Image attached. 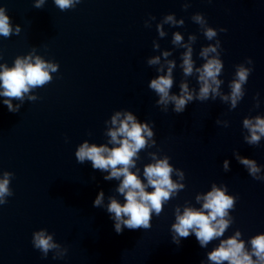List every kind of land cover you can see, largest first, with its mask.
Listing matches in <instances>:
<instances>
[{
	"label": "water",
	"instance_id": "1",
	"mask_svg": "<svg viewBox=\"0 0 264 264\" xmlns=\"http://www.w3.org/2000/svg\"><path fill=\"white\" fill-rule=\"evenodd\" d=\"M34 4L0 0L14 32L0 36V64L13 67L15 58L29 55L58 64L50 83L32 89L23 101L12 100L19 111L9 112L6 98L0 96V178L5 171L13 173V195L0 205V264H212L208 253L237 230L250 250L251 237L264 233V180L249 175L237 157L254 160L264 176V136L259 145H249L245 137L250 133L243 127L244 119L264 118V0H81L65 11L54 0H45L39 9ZM197 13L217 30L213 41L193 21ZM166 15L183 20V25L163 23ZM157 24L163 27V37ZM177 32L182 44L172 42ZM190 36L195 40L189 41ZM216 40L224 64L218 77L222 95H230L236 65L252 68L237 107L231 109L230 101L220 96L194 99L180 114L173 111V103L166 110L158 105L159 96L148 85L167 74V61L176 65L170 95H180L181 83L198 94L195 69L206 62L199 53ZM185 44L193 49L192 76H184L181 67ZM164 52L170 55L165 58ZM154 57L160 64L149 65ZM117 111L131 112L154 133L155 145L149 140L131 171L138 169L147 183L143 168L154 162L149 153H156L158 159L169 157L174 169L185 174L180 181L173 173V180L185 187L159 216L153 213L150 228H124L120 234L107 211L110 198L124 203L117 192L120 180H105L108 172L93 169L90 161L80 164L75 157L85 141L113 146L105 133L113 127L110 120ZM213 184L226 186V194L237 198L229 211L231 226L205 247L194 234L174 240L175 209L181 214L184 207L199 209L202 201L197 203L196 196L211 191ZM100 192L103 205L94 207ZM41 229L53 234L61 249L67 248L63 258L53 259L55 252L44 258L33 247V233Z\"/></svg>",
	"mask_w": 264,
	"mask_h": 264
},
{
	"label": "clouds",
	"instance_id": "2",
	"mask_svg": "<svg viewBox=\"0 0 264 264\" xmlns=\"http://www.w3.org/2000/svg\"><path fill=\"white\" fill-rule=\"evenodd\" d=\"M81 0H54V4L61 11L74 8ZM45 0H35L34 7L42 8ZM184 10L189 7L188 3L184 4ZM154 20L155 17H150ZM193 21L203 28V35L208 41H213L217 37V30L207 26L204 16L197 13L192 17ZM163 23L172 26L183 25L184 21H176L173 15H166ZM148 27V23L145 22ZM157 32L161 37L165 35L161 24L156 26ZM20 31L16 27L15 34ZM227 29L220 28L219 32H226ZM13 25L10 17L6 14V9L0 7V36L5 38L13 34ZM195 37L190 36L189 41H194ZM183 37L179 32L174 33L173 44H182ZM158 47V45H154ZM187 49L182 56V69L184 76H192L194 72L193 49L189 44L182 45ZM221 48L220 40L215 44H209L204 47L199 56L206 61L202 67L196 68L198 74L197 83L200 85L198 94L189 90L187 83H181L180 95H170L173 87L172 70L176 66L174 61H167V74L159 75L152 79L148 87L154 90L159 96L158 105L166 106L169 103L174 104L173 111L177 114L183 113L186 106L194 99L201 102L207 101L210 97L215 99L216 96L229 102L231 109H235L239 101L245 95L244 85L247 83L252 68L236 65L234 78L229 83L231 89L230 95H222L220 86L222 81L218 79L221 76L224 64L220 58ZM210 54H213L210 56ZM169 52H164L163 56L167 58ZM246 62L251 65L253 61L248 58ZM149 65L160 64V58L154 57L148 60ZM58 71V64L48 63L39 56L32 55L26 57H17L14 66L9 67L7 64H0V96L5 97L3 103L7 106L9 112L19 111L20 105H13L12 100L23 101L26 94L32 89L43 87L53 79L50 73ZM158 71H163V68ZM30 100L35 101L37 97L29 96ZM256 106H259L257 99ZM123 117V118H122ZM106 124L108 121L105 122ZM110 123L113 127L106 131V136L110 137L107 144L97 145L89 144L87 141L80 144L75 151V157L78 163L83 164L90 161L92 168L108 172L105 180H120L117 192L123 196L124 203L118 202L115 198H110L107 205L108 213L112 214L115 221V231L117 234L122 233L124 228L129 230L148 229L151 227L153 213L159 216L163 211V206L179 191L183 190L185 185L174 181L173 173L179 177L180 181L185 179V174L169 163V157L157 158L156 153H149L152 163L143 168L144 181L136 172L130 169L136 168V161L139 159L141 150L149 147V140L154 135L152 128L148 123H139L137 118L131 112H115L111 116ZM227 127V125H225ZM243 127L250 133L245 137L249 145H259L261 137L264 136V118L256 116L252 119H244ZM152 145L155 141L152 140ZM239 162L248 169L249 175L254 179L264 180V176L259 175L261 169L256 162L251 159L237 157ZM224 168L228 170V162H224ZM13 173L3 172V178H0V205L7 203V197L13 195L10 188V182ZM122 178V179H121ZM151 188L152 191L146 189ZM226 186L221 188L215 184L212 190L205 195H197L196 201L202 205L199 209L194 207H184L181 214L179 207L175 209V223L172 224L171 230L176 237L188 238L194 234L201 247L207 246L214 239L224 236L225 231L233 223V218L229 216V211L235 208L236 197L226 194ZM104 194L100 192L93 202L94 207L103 205ZM242 233L237 230L234 235L227 239H221L219 246L208 253L207 259L212 264H264V233L251 237L249 244L250 250L246 248L245 241L241 239ZM32 244L38 249L43 257L46 258L49 252H55L53 259L63 258L67 254V248L61 249V246L54 242L53 234H49L46 229H41L33 233ZM255 257V259L253 258Z\"/></svg>",
	"mask_w": 264,
	"mask_h": 264
}]
</instances>
